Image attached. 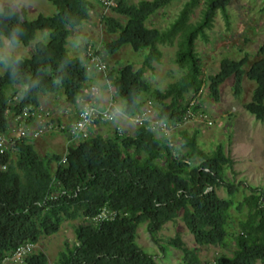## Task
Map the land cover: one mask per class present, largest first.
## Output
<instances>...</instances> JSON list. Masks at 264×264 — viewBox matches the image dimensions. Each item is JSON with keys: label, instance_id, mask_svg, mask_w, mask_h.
Wrapping results in <instances>:
<instances>
[{"label": "trees", "instance_id": "obj_1", "mask_svg": "<svg viewBox=\"0 0 264 264\" xmlns=\"http://www.w3.org/2000/svg\"><path fill=\"white\" fill-rule=\"evenodd\" d=\"M49 1L55 6V13L39 14L34 19H28L25 10L10 5L0 10V47L5 38L13 45L27 46L36 40L39 31L49 35L48 41L35 43L30 57L15 64L16 56L5 61V71L0 74L1 133H8L12 118L23 107H39L42 94L63 92L66 100L75 104L89 79L88 66L69 53L67 43L72 30L89 19L92 1ZM171 1L141 0L127 4L117 0L110 9L125 21L104 15L107 30L117 35L105 43L109 53L126 44L134 50L149 49L138 69L126 63L107 73L126 116L137 115L141 111V96L151 93L160 120L182 122L188 109L186 94L199 93L204 83L197 39L210 40L208 30L214 25L218 9L230 24L231 0H204L201 16L195 22L191 16L202 0H187L167 28L147 26V19ZM176 39L175 62L184 73L165 90L152 89L145 71L154 68V61L161 60L159 44H174ZM260 49L264 54V44ZM247 62V56L223 59L219 72L209 78L210 92L219 100L221 85L234 77L233 88L240 96L247 75L257 86L245 108L264 120V56L245 71L243 66ZM15 87H21V97L8 94L9 88ZM180 133L181 141L177 143L163 132L157 134L152 123L146 121L138 125L134 135L118 131L112 137L89 136L70 147L65 163L60 164L62 155H56L58 165L54 174L30 139H18L10 150L0 154V264L20 245L39 243L42 235L59 231L65 217H82L83 221L76 227L73 245H66L56 264H158L156 255L137 242V228L146 222L154 236L166 222L178 217L199 245L225 243L233 201L221 197L217 186L226 183L224 173L232 168L233 161L222 145L210 153L200 146L197 132L189 134L184 129ZM237 189V185L228 184L230 194ZM263 197V191L255 188L240 202L239 209L246 207L248 216L239 222V230L233 236V255H221L219 264H257L264 260ZM104 207L123 214L93 223V217ZM170 244L184 250L185 264L202 263L180 235L170 239ZM23 264L50 261L44 251L36 250Z\"/></svg>", "mask_w": 264, "mask_h": 264}, {"label": "rangeland", "instance_id": "obj_2", "mask_svg": "<svg viewBox=\"0 0 264 264\" xmlns=\"http://www.w3.org/2000/svg\"><path fill=\"white\" fill-rule=\"evenodd\" d=\"M91 1L93 8L89 19L72 30L67 43L69 53L79 57L88 66L89 79L75 104L68 102L63 92L46 93L41 95L39 109L44 112L50 111L52 120L60 121L62 118L74 120L76 115L90 104L104 107L114 98L118 107L116 120L99 122V128L94 125L90 128V136L94 134L112 137L118 131L135 134L138 124L122 112L121 104L114 96L113 85L109 83L110 81L107 83L105 72L95 66L92 56L107 64V73H110L111 70H116L126 63H132L134 68L138 69L143 64L149 49L134 50L131 45L126 44L117 52L109 53L105 43L111 42L117 35L107 30L104 15H115L120 21H125V18L114 14L101 0ZM125 1L127 4H137L141 0ZM185 1L187 0H172L147 19V26L167 28L178 16ZM5 5L25 10L28 19H34L39 14L52 15L56 11L54 4L49 0H0V10ZM203 5L204 0L195 8L191 16L192 22L200 18ZM228 10L229 25L218 9L214 17V25L208 30L210 40L206 42L197 39L196 48L203 63L204 83L199 93L186 94L187 108L198 106L197 109L207 114L212 123L209 124L199 118H190L172 131V137L179 143L181 130L185 129L189 134L197 132L198 142L205 151L211 153L222 145L232 159V168L226 169L224 173L226 183L217 186V192L221 197L233 201L228 223L229 237L221 245H199L181 217L166 222L154 236L149 233L147 223L144 222L137 228V242L142 248L156 255L155 260L158 264H185L184 250L170 244V239L177 235L181 236L187 248L196 252L201 264H219L218 258L221 255H233L236 249L233 236L239 230V222L248 216V209L246 207L239 209V204L255 188H260L264 193V120L257 118L245 108V103L253 98L257 83L245 75L241 95L237 96L233 88L234 77H230L221 85L220 98L216 100L210 92L209 79L219 72L221 61L225 58L241 59L247 56L248 62L243 66L245 71H248L255 61L262 59L264 54L260 48L264 44V0H231ZM48 39L49 35L46 31H39L36 40L27 46L13 45L5 38L0 47V74L5 71V61L8 57H30L35 51V43L46 42ZM177 41L178 39L170 45L159 44L163 52L161 60L154 61V68H147L145 71V78L152 89L165 90L170 83L177 81L183 75L184 69L175 62ZM8 94L11 97H21V87L9 88ZM140 100L141 111L150 108V117L159 119L158 107L151 93H144ZM43 118L29 120L28 124L31 127L36 126ZM154 130L159 135L162 133L158 126ZM63 133L49 132L37 140L27 137L31 143L33 140L37 141L33 145L49 164L53 174L58 165L56 155L61 157L64 150L62 148L66 138ZM44 137L52 139L46 141ZM61 139L62 141L58 143L57 141ZM53 142L55 146L57 145L56 148L51 144ZM229 183L237 185L238 189L234 194H230L228 190ZM81 221H83L82 217L63 218L59 231L52 235H42L36 250L44 251L51 263H58L61 253L66 250V245H73L76 239V227ZM257 264H264V260L258 261Z\"/></svg>", "mask_w": 264, "mask_h": 264}, {"label": "built area", "instance_id": "obj_3", "mask_svg": "<svg viewBox=\"0 0 264 264\" xmlns=\"http://www.w3.org/2000/svg\"><path fill=\"white\" fill-rule=\"evenodd\" d=\"M101 1L106 6V8H110L116 3V0ZM92 61L98 69L105 72V76L107 78V64L100 60H96L95 56H92ZM108 82L109 80L107 78V83ZM117 111L118 107L112 98L104 107L90 104L86 108H83L78 113L76 119L69 123L61 120H52L50 111L44 112L40 110L39 107L32 105L25 106L18 114L15 115L14 118H12L8 133L0 132V154H4L10 150V148L15 145L18 139L27 137L38 139L47 135L49 132H64L67 134V141L59 163H65L68 154L70 153V147L78 144L82 139L89 137L90 128L97 123L115 121L117 118ZM150 115V108L143 109L137 115L131 117V119L138 125H142L145 124L146 121H150L154 128L158 126L161 131L170 138H172V131L182 126L190 118H199L206 120L209 124L212 123V121L208 119L207 114L200 110H194L193 106H190L187 109L184 120L178 123H168L160 119L155 120L152 119ZM37 118L43 119H40L41 121L38 125L31 127L28 124V121ZM121 214H123V212L120 210L104 207L97 215L93 217V223L100 224L106 220L114 219ZM38 247V243L26 242L20 245L13 253L7 255L1 264H8L9 262L23 263L25 258L30 253L36 251ZM50 264L56 263L50 262Z\"/></svg>", "mask_w": 264, "mask_h": 264}, {"label": "crops", "instance_id": "obj_4", "mask_svg": "<svg viewBox=\"0 0 264 264\" xmlns=\"http://www.w3.org/2000/svg\"><path fill=\"white\" fill-rule=\"evenodd\" d=\"M76 117H77V115H76ZM76 117L74 118V120L76 119ZM126 117L129 118V119H131V117H129V116H126ZM74 120H69V119H65V118H62V119H61V121L69 122V123L72 122V121H74ZM34 125H35V124H34ZM96 126H98V128H99V127H100V126H99V123H97ZM107 129H108V128H107ZM103 131H105V130H103ZM106 131H107V130H106ZM106 131H105V132H106ZM101 132H102V131H101ZM57 133H60V132H57ZM126 134L134 135V134H132L131 132H128V131L126 132ZM63 135H65V138H66V139H65V141H64L63 148L61 147L62 149H64V146H65L66 141H67V134H66V133H63ZM93 135H94V134H93ZM93 135H91V136H93ZM44 139H45L46 141H48V140L51 141L52 138H47V137L45 138V137H44ZM36 140H37V139H36ZM36 140H33L34 145H35L36 142H37ZM43 141H44V140H43ZM61 141H62V139L59 140V141H57V142L59 143V142H61ZM39 142H40V141H38V143H39ZM51 144L54 146V148L57 147V145L55 146V142H53V143H51ZM48 145H50V144H48ZM35 148H36V146H35ZM36 149H37V148H36ZM37 150H38V149H37ZM63 151H64V150H63Z\"/></svg>", "mask_w": 264, "mask_h": 264}, {"label": "clouds", "instance_id": "obj_5", "mask_svg": "<svg viewBox=\"0 0 264 264\" xmlns=\"http://www.w3.org/2000/svg\"><path fill=\"white\" fill-rule=\"evenodd\" d=\"M2 14V13H0ZM21 57H15L13 60V64L18 63L20 61ZM13 71H15V69L13 68Z\"/></svg>", "mask_w": 264, "mask_h": 264}]
</instances>
